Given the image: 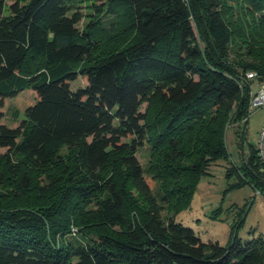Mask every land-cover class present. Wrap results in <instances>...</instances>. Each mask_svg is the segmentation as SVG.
<instances>
[{
  "label": "trees",
  "instance_id": "trees-1",
  "mask_svg": "<svg viewBox=\"0 0 264 264\" xmlns=\"http://www.w3.org/2000/svg\"><path fill=\"white\" fill-rule=\"evenodd\" d=\"M236 2L249 14L228 0H0V264H264L262 237L204 242L177 220L228 159L226 127L245 145L264 82V0ZM28 89L35 103L8 125L4 100ZM235 175L264 195L256 146Z\"/></svg>",
  "mask_w": 264,
  "mask_h": 264
},
{
  "label": "rangeland",
  "instance_id": "rangeland-1",
  "mask_svg": "<svg viewBox=\"0 0 264 264\" xmlns=\"http://www.w3.org/2000/svg\"><path fill=\"white\" fill-rule=\"evenodd\" d=\"M233 5L234 18H240L248 10L237 7L236 0H228ZM88 3V2H87ZM89 4V3H88ZM86 2L82 6L85 12ZM110 16H105L103 21L109 25ZM88 19H85V23ZM242 52V51H240ZM240 59L237 56L232 58L241 62L258 63V59L249 56L247 53L241 54ZM84 77H79L72 82V88L86 85ZM254 92L260 88V83L254 80ZM36 94L32 90H24L15 97L4 100L3 121L10 126L16 127L24 118L25 109L34 104ZM148 103L142 105V110H146ZM264 121V106L256 107L252 110L245 132V145L238 146L237 126L230 125L226 127L225 143L229 153L228 159L221 157L210 166L208 174L203 176L193 193L190 204L187 208L181 210L177 215V220L186 226H189L200 235L204 242L219 241L222 245L229 242L231 232H236L243 239L262 237L264 239V195L258 193L255 188L246 183L241 187H232L231 185L238 180L235 175L228 177V169L232 166H239L247 160L250 154V145L257 146L259 132ZM242 129L243 126H242ZM7 148L0 147V156L6 153ZM66 153L67 150L65 149ZM141 163L147 167L151 161L149 148L144 147L137 153ZM43 179V177H42ZM234 229V230H233ZM81 239L78 227H73L71 234L67 239Z\"/></svg>",
  "mask_w": 264,
  "mask_h": 264
},
{
  "label": "built area",
  "instance_id": "built-area-1",
  "mask_svg": "<svg viewBox=\"0 0 264 264\" xmlns=\"http://www.w3.org/2000/svg\"><path fill=\"white\" fill-rule=\"evenodd\" d=\"M247 77L248 79H255L257 78V73L254 71H250L247 73ZM259 83H260V88L257 89L256 92H254L253 89L250 92L251 94V105L249 107L250 114L254 108L259 106H264V82L263 83L259 82ZM256 149L259 158L264 163V121L261 130L259 132Z\"/></svg>",
  "mask_w": 264,
  "mask_h": 264
},
{
  "label": "crops",
  "instance_id": "crops-1",
  "mask_svg": "<svg viewBox=\"0 0 264 264\" xmlns=\"http://www.w3.org/2000/svg\"><path fill=\"white\" fill-rule=\"evenodd\" d=\"M253 87H254V83L252 84V89H253Z\"/></svg>",
  "mask_w": 264,
  "mask_h": 264
}]
</instances>
